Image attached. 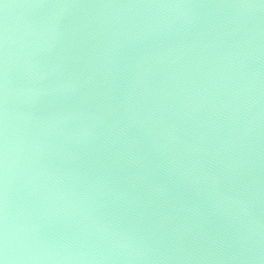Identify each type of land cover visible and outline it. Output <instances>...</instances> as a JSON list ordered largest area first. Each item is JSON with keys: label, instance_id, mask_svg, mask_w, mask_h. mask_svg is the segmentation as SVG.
Wrapping results in <instances>:
<instances>
[{"label": "water", "instance_id": "obj_1", "mask_svg": "<svg viewBox=\"0 0 264 264\" xmlns=\"http://www.w3.org/2000/svg\"><path fill=\"white\" fill-rule=\"evenodd\" d=\"M0 264H264V0H0Z\"/></svg>", "mask_w": 264, "mask_h": 264}]
</instances>
